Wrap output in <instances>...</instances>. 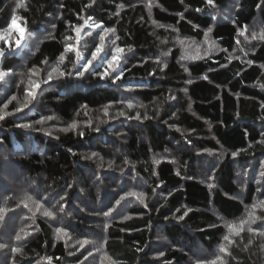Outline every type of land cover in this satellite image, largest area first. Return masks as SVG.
<instances>
[{
    "label": "trees",
    "instance_id": "obj_1",
    "mask_svg": "<svg viewBox=\"0 0 264 264\" xmlns=\"http://www.w3.org/2000/svg\"><path fill=\"white\" fill-rule=\"evenodd\" d=\"M214 4L0 0V264H264V0Z\"/></svg>",
    "mask_w": 264,
    "mask_h": 264
},
{
    "label": "snow or ice",
    "instance_id": "obj_2",
    "mask_svg": "<svg viewBox=\"0 0 264 264\" xmlns=\"http://www.w3.org/2000/svg\"><path fill=\"white\" fill-rule=\"evenodd\" d=\"M93 2H94V0H93ZM205 3H206V5H208V6L215 7L214 0H205ZM22 6H23V5H18V7H22ZM89 6H90V5H89ZM197 11H201V9H197ZM116 14L119 15V13H116ZM21 19H22V18H21ZM91 19H92V18L89 17L88 20H85L84 24H85L87 27H89V28H99V27H101V25H100L99 23H96L95 21H93V22L90 24L89 21H90ZM213 19H215V17H213ZM82 27H83V26H76V28H75L76 35H77L78 38L80 37ZM161 27H162V25H161ZM21 31H22V30H21ZM104 31H105V32L111 31V32H113V33L115 32L114 29H104ZM209 31H211V29H209ZM246 31H247V26H245L243 30H238V35H243L244 32H246ZM253 38H255V34H254V33H253ZM262 38H264V37H262ZM69 39H71V37H69ZM115 39H116V40H119V37L117 36ZM100 40H101V42H103V40H104V36L101 35V36H100ZM77 43H79V39H77ZM113 43H115V41H113ZM180 43H183V41H180ZM237 43H239V41H237ZM19 46H20V41L18 40V41L16 42V47H19ZM68 50H74V49H72V47L69 46V49H68ZM129 50H131V49H129ZM100 51H101V48H100V47H97V48L95 49V52L92 53L91 59H88V60L84 61V63H83V70H78V71H76L75 73L68 72L67 75L71 76V75L75 74L76 76H83L84 71H87V67H88L89 65L92 64V60H95V59H96V55H97V53H99ZM115 51H116L117 53H122V52H123V49L117 47V48L115 49ZM0 55H3V52H0ZM79 58H80L81 60H83V57H79ZM59 59H60V62L62 63V62L65 60V55L62 54V55L59 57ZM113 61H117V57H116L115 55H113L110 59H108V60L106 61V63H107L109 66L112 67L113 71H115L116 68L118 67V61H117L116 64H113ZM249 63H250V62H249ZM165 66H166V65H165ZM74 67H75V65H74ZM185 71H188V69L185 68ZM57 72L59 73V76H60V77H62V76H64V75L66 74L64 71H60L59 68H54V69L52 70V73H49L48 78H47L46 81H44V83H48V82H50V81L53 79V74H54V73H57ZM106 74H107V73H100L99 75H100V77L103 79L104 76H105ZM122 74H123L122 72H117V73H116V76H115V78H114V80H113V82H115L116 79H119L120 76H121ZM5 75H6V73L0 71V79H2ZM204 79H207V77L205 76ZM189 82H190V81H189ZM262 87H264V85H262ZM39 88H40V83H39V82H37V83H31V82H30L29 90L26 91V96L29 97V98H35L36 90L39 89ZM12 99H16V97L13 96ZM172 99H175V96H173ZM28 102H29V101H26V102L24 103L23 107H27V106H28ZM4 107L6 108V107H7V104H5ZM127 107L131 108V107H133V105H132L131 103H129V104L127 105ZM22 110H23L22 107H21V108H17V111H22ZM105 114H107V111H105ZM120 115H123V113H120ZM52 118H53V117H48L47 119H52ZM136 118H137V119L139 118V114H137ZM145 118H147V117H145ZM2 119H4V115H3V114H0V120H2ZM18 127H25V128H27V127H30V125H28V124H19ZM97 130H98V129H97ZM178 130H179V129H178ZM81 135H83V133H81ZM95 155H96L95 153H92V156H95ZM235 155H236V153H233V156H235ZM88 158H91V157H88ZM126 162H127V161H126ZM108 166H109V168L112 167L111 164H109ZM177 175H179V172H177ZM210 178H212V177H210ZM213 186H214V185L209 184V187H210V188L213 187ZM124 198H125L124 196H121V197H120V200H123ZM27 199H28V200H31L32 198L29 196V197H27ZM120 200H117V201H116V204H117V205L120 203ZM140 202H141V203H144L143 198H141ZM25 207H27V204H25ZM38 207H39V206H38ZM145 207H147V205H145ZM260 207H264V201H261L259 204H254V205H253V208H260ZM112 210H114V209H110L109 211L104 212L103 215H104V216H109V215L111 214V211H112ZM59 211L63 212V206L60 207ZM189 211H190V210H189ZM44 215H45V216H48V217H50V218H54V213H53L52 211H47V210H46V211L44 212ZM185 215H187V212H184L183 215H181V216L179 217V219H183V217H184ZM255 219H259V217H256V216H254L253 214L250 213V214H249V219H248V220H243V221H241V226H242L243 224H249V225H250L251 223H253V222L255 221ZM106 227H107V225H105V228H106ZM234 227H235L234 225H229V228H234ZM248 230H249V231H252L251 227H249ZM57 232H58V233H62L64 236H67V235H68L67 230H65L64 228H58V229H57ZM261 234L264 235V233H261ZM224 238H225L226 240L228 239L227 236H225ZM16 239H17V240H20L21 237H20L19 235H17V236H16ZM78 243H80V244H81V247H83L84 244H87V243H88V240L85 239V240H83V241H78ZM3 247H6V245H4V244H0V248H3ZM223 250H224V249H222V251H223ZM12 251H13V252H18V251H20V249H18V248H12ZM49 259H51V258H49Z\"/></svg>",
    "mask_w": 264,
    "mask_h": 264
},
{
    "label": "rangeland",
    "instance_id": "obj_3",
    "mask_svg": "<svg viewBox=\"0 0 264 264\" xmlns=\"http://www.w3.org/2000/svg\"><path fill=\"white\" fill-rule=\"evenodd\" d=\"M93 239H94V241H95L96 238L93 237ZM97 244H98V243H97ZM94 246H95V245H93V247H94ZM95 248H97V247H94V249H95ZM95 250H96V249H95Z\"/></svg>",
    "mask_w": 264,
    "mask_h": 264
}]
</instances>
